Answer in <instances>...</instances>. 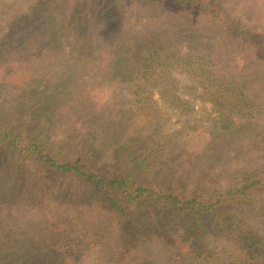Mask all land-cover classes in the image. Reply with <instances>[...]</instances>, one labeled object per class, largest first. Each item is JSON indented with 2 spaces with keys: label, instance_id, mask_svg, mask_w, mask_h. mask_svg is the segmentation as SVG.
Instances as JSON below:
<instances>
[{
  "label": "trees",
  "instance_id": "1",
  "mask_svg": "<svg viewBox=\"0 0 264 264\" xmlns=\"http://www.w3.org/2000/svg\"><path fill=\"white\" fill-rule=\"evenodd\" d=\"M53 1L17 0L20 13L0 26L1 64L26 22V58L0 66V103L19 108L0 106V203H17L19 192L44 212L54 202L64 224L109 255L104 264H154L149 242L169 263L186 250L185 264H264V26L247 16L255 2L138 0L142 14L125 22V3L137 0ZM181 77L216 113L201 130L168 129L167 109L196 110ZM56 232L65 229L54 223L45 234L52 242ZM2 238L0 264H11ZM28 243L18 264H71L61 246Z\"/></svg>",
  "mask_w": 264,
  "mask_h": 264
},
{
  "label": "rangeland",
  "instance_id": "2",
  "mask_svg": "<svg viewBox=\"0 0 264 264\" xmlns=\"http://www.w3.org/2000/svg\"><path fill=\"white\" fill-rule=\"evenodd\" d=\"M17 0H0V26L10 27V21L8 20L7 12H15L20 13L16 10V7L13 5L16 3ZM225 1V0H223ZM245 5L242 7L244 8L250 1L254 3V7H257L254 10V13H249L247 16L249 18L253 19V22L256 24H260L264 26V9L259 7L262 6L263 1L262 0H245ZM54 3H57L56 0L53 1ZM131 4L125 3V15L123 16V20L127 22L129 19L131 22H133L136 17L140 16L142 14V11L138 9L139 6H141V3L137 0L131 1ZM48 2L46 3V5ZM124 4V3H123ZM3 7H7L5 10L1 11ZM138 9V10H137ZM252 10V9H251ZM241 13V11L239 12ZM56 15H51V17L54 18L55 26H54V36L60 38L61 31L59 30V20L57 19V12H55ZM255 14V15H254ZM239 15V14H238ZM245 15V14H244ZM240 16V15H239ZM26 25V22L21 23L16 30L13 32L12 40L10 41V47H3V50L11 49L15 51L12 55L6 56V53L4 57H2L3 61L1 62L0 66H5L6 63L14 61H21L24 58H26V40L21 41V30H24L23 26ZM17 39H20V42L23 44H20ZM53 47V46H52ZM55 48V47H53ZM20 49V50H17ZM5 57L6 61L5 62ZM21 63V62H20ZM5 64V65H4ZM181 85L182 88L180 89V94L185 99L191 100L195 106L196 110L191 115H180L178 113H174L172 109H167V114L172 116V119L169 121L168 129L169 131L181 129L183 127H186L188 124L195 126L196 130H201L203 127H206L208 124L212 122V120L215 118L216 113H214L213 106L210 102H204L199 97L200 90H186L184 88L185 85H191L190 79L181 77ZM5 97L6 93H2ZM158 99V94L155 95ZM2 100V99H1ZM160 107L164 108V103L159 102ZM0 106L3 107L4 111L9 114H14L15 112L19 111V108H13V103L11 99L4 98L2 100V104L0 103ZM186 122H189L186 124ZM186 131H192V128H186ZM15 189L17 191H20V187L16 186ZM20 195H17V203L14 202L10 203L8 201V198L5 199L4 202L0 203V210L4 209L5 212H0V236H6L7 238H2L1 240L3 242L9 241V246L4 248V252H7L10 254V256L7 258V261H10L11 264H18V258H15V253L17 252H23V244L25 242H29L25 248L29 249L30 251L36 250V249H42L41 251L45 252L47 250L54 249V247L61 246L63 250H68L69 253L66 255V261L71 262V264H104L106 261H109L110 257L109 255H105L101 251H98L101 247H93L91 243L87 242L83 238L82 232H80V228L73 227L69 223L65 222V224L61 221L62 219L59 218L57 215L56 207L54 205V202H51L49 204L50 206L47 207V211L44 212L43 209L39 206V203L36 201H32L27 197V194L23 192H19ZM69 209L66 206L63 207L62 210ZM249 210V208H248ZM76 210H72V212H75ZM239 214H242L239 210ZM256 212L250 213L249 216H252L254 222H258V219L255 218ZM56 223V225L59 227V229L63 228L65 229V232L63 233V237L60 238L58 232L54 233L53 241L51 242L52 238L49 237L48 233L51 227ZM264 230V228H263ZM262 231V230H261ZM57 237V238H56ZM18 238L22 242H13V239ZM41 240H44V242H41ZM160 241V239H157ZM157 241V243H158ZM51 242L50 244L52 246H48L47 243ZM140 241H136L135 244L139 245ZM142 247L141 249L143 252L145 251V247L143 246V242L141 241ZM156 243L149 242L150 247V258L154 261V264H175V263H169L167 259V253L166 250H162L160 254H158L157 247L154 246ZM164 245H167L168 242H163ZM184 250V254H186ZM181 255L180 259H178V263L176 264H185L186 259H184V256ZM180 255H177L176 257H179ZM8 264V262H7ZM34 264H46L41 262L39 257L35 261ZM107 264V263H106Z\"/></svg>",
  "mask_w": 264,
  "mask_h": 264
}]
</instances>
